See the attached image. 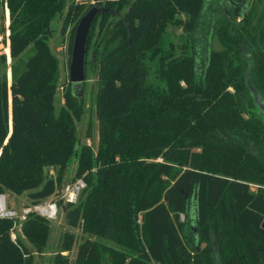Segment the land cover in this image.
Returning <instances> with one entry per match:
<instances>
[{
  "label": "trees",
  "instance_id": "1",
  "mask_svg": "<svg viewBox=\"0 0 264 264\" xmlns=\"http://www.w3.org/2000/svg\"><path fill=\"white\" fill-rule=\"evenodd\" d=\"M0 4L15 60L9 83L0 53V193L29 191L37 205L57 193L73 158L86 182L66 212L86 236L71 260L77 236L66 231L50 264H264V114L252 92L264 100V0H100L87 42L99 77L97 151L79 144L70 85L56 110L60 66L48 43L51 20L66 10L72 51L90 5ZM182 13L177 55L166 31ZM216 36L224 48H214ZM250 103L258 119L245 116ZM16 225L0 218V264H34L50 220L33 210L20 223L34 251L13 237Z\"/></svg>",
  "mask_w": 264,
  "mask_h": 264
},
{
  "label": "rangeland",
  "instance_id": "2",
  "mask_svg": "<svg viewBox=\"0 0 264 264\" xmlns=\"http://www.w3.org/2000/svg\"><path fill=\"white\" fill-rule=\"evenodd\" d=\"M72 1H80V2L85 1L86 5H90L88 12H90L92 9H99V11L102 9L97 7L98 2L100 0H67V5L72 3ZM231 1L232 3H241L247 0H231ZM227 9L228 6L223 5L222 11L225 12ZM65 13L66 10L64 11L63 15L57 14L51 20V28L53 29V34L48 39V43L52 51L58 57L59 66H60V76L57 84L58 89L55 97L56 110L59 111V109L65 104L64 89L66 88V86L70 85L72 87L75 97L79 101V105L81 106V114L76 119L79 144H88L92 147L93 151H97L98 146L100 144V120L98 119L97 109H96L97 94L99 89L98 72L94 67L96 54L94 52V46H92L87 53L88 64H87L85 81L73 82L71 80V75H70V67H71L72 53H73V49L72 51H70V41H71V30L73 28V25L69 27L67 32L65 33L62 32ZM187 17L188 16L183 13L179 14L177 16V19L168 26L166 31L167 39L168 41L173 42V44L175 45L177 55H181L184 53L182 48V46L184 45V41L181 38V34L184 31L183 23L187 19ZM8 19H9V12L6 10V7L4 5L0 4V37H1L0 53H5L7 55V62L6 65L1 68V74H6L8 77V81L10 83L12 81L11 67L15 60L12 59L9 53L6 52V47H8V45L7 43H5L4 40L7 37L4 30L7 31V27L9 24ZM239 21L240 19L237 20V23ZM240 35H242L243 37L245 35V32L241 31ZM74 42H73V46H74ZM238 46L239 45H237V47ZM214 48L216 49L224 48L222 42L217 36L214 38ZM33 53H34V47L33 45H30L21 54L20 59L22 61H26L27 58ZM154 69H155V65L152 64L150 66L151 75H154ZM252 92H253V98L255 99L257 105L264 114V101L262 100V98L259 97L256 91L253 90ZM250 104L251 105L248 106L245 116L258 119L259 116L255 112L256 105H254V103H250ZM76 166H77L76 160L75 158H73L70 164L68 165V167L66 168L63 180L59 185V187L57 188V193L49 198L44 199L41 202V203H48L49 201H57L59 203L58 213L56 218L49 219L51 223V231H50L48 245L42 254L35 252L34 264L51 263V259L60 249L62 237L66 231H72L77 236V243L69 252L70 258L71 260H73L76 255L78 244L82 240L83 235L86 236L85 234H83L80 228H73L67 224L66 222L67 203L62 198L64 186L68 183H74L80 179V178H76L75 176ZM47 172L53 177H56L58 174V169L54 167H49L47 168ZM72 180H76V181H72ZM251 188L253 191H255L257 189V186L253 184L251 185ZM81 193L82 191L79 194V198L81 196ZM5 195L7 198L8 208L15 210L18 215V217L16 218L17 219L16 230L14 232L15 237L16 236L22 237V239H24L25 243L29 246V248L32 251H34L35 250L34 247L26 238H24L20 230V223L22 222V220L19 218V216L22 215L24 207L28 205H30V207L35 206L32 204V201L29 198V191H26L21 195H15L10 193ZM191 213L193 215L195 214L194 205L191 210ZM64 254H67V252H64Z\"/></svg>",
  "mask_w": 264,
  "mask_h": 264
},
{
  "label": "built area",
  "instance_id": "3",
  "mask_svg": "<svg viewBox=\"0 0 264 264\" xmlns=\"http://www.w3.org/2000/svg\"><path fill=\"white\" fill-rule=\"evenodd\" d=\"M1 39V37H0ZM86 186V182L83 179H79L74 183H68L63 188V200L66 203H76L79 198V194ZM36 211L47 219H53L57 217L58 202L49 201L48 203H39L33 207H24L23 213L19 218L23 221L27 214L31 211ZM18 215L15 210L8 208L6 195L0 193V218H17ZM15 237V234H13Z\"/></svg>",
  "mask_w": 264,
  "mask_h": 264
},
{
  "label": "water",
  "instance_id": "4",
  "mask_svg": "<svg viewBox=\"0 0 264 264\" xmlns=\"http://www.w3.org/2000/svg\"><path fill=\"white\" fill-rule=\"evenodd\" d=\"M96 12H97V9H92L90 12H88L81 20L77 28V31H76L75 42H74L73 53H72V62H71V67H70V75H71V80L73 82H82V81H85L86 79V70H87V64H88L87 63L88 35H89L92 20ZM259 97L261 98L260 95ZM262 227L264 228V221L262 223Z\"/></svg>",
  "mask_w": 264,
  "mask_h": 264
}]
</instances>
